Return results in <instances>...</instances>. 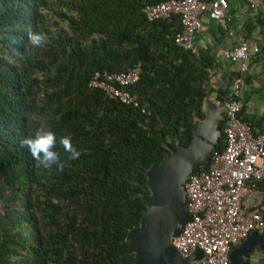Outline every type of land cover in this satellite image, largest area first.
Masks as SVG:
<instances>
[{
	"label": "trees",
	"instance_id": "obj_1",
	"mask_svg": "<svg viewBox=\"0 0 264 264\" xmlns=\"http://www.w3.org/2000/svg\"><path fill=\"white\" fill-rule=\"evenodd\" d=\"M166 1L0 0V264H136L128 235L146 209V173L206 130L211 94L213 60L175 45L178 18L150 23L142 13ZM28 26L43 46L26 47ZM244 28L261 37L249 70L264 59V14ZM137 63L127 90L138 107L89 87L96 72ZM217 109L220 136L202 171L225 147ZM240 117L253 136L264 128ZM38 129L70 135L81 155L67 160L57 145L64 170L37 168L20 141ZM258 210L264 219V197Z\"/></svg>",
	"mask_w": 264,
	"mask_h": 264
},
{
	"label": "built area",
	"instance_id": "obj_2",
	"mask_svg": "<svg viewBox=\"0 0 264 264\" xmlns=\"http://www.w3.org/2000/svg\"><path fill=\"white\" fill-rule=\"evenodd\" d=\"M242 1L251 11L264 7V0ZM228 11L229 0H169L142 9L150 23L177 17L180 31L174 36V43L192 54H197L193 38L202 27L203 15L234 38ZM234 41L224 52V57L236 65L229 92L224 101L214 102L224 115L225 147L213 153L207 170H200L185 181L182 191L190 220L172 239V247L182 258L197 249L202 251L203 258L192 264H230L231 251L252 233H260L264 226L258 210L264 197V188L259 189L264 185V128L253 136L240 117L249 57L258 47L241 39ZM140 73L139 63L122 73L96 72L89 87L124 105L138 107L127 89L139 81Z\"/></svg>",
	"mask_w": 264,
	"mask_h": 264
},
{
	"label": "water",
	"instance_id": "obj_3",
	"mask_svg": "<svg viewBox=\"0 0 264 264\" xmlns=\"http://www.w3.org/2000/svg\"><path fill=\"white\" fill-rule=\"evenodd\" d=\"M214 102L215 98L210 96L204 103L206 130L204 127L195 129L190 148L169 156L146 173L149 194L142 198L146 209L139 227L128 235L129 251L134 253L136 264H192L203 258L199 249L188 258H182L172 247V239L179 236L190 220L182 191L185 181L199 172L211 146L220 136V113ZM255 248L264 251V226L260 233H252L231 251L230 264H250L249 258Z\"/></svg>",
	"mask_w": 264,
	"mask_h": 264
},
{
	"label": "crops",
	"instance_id": "obj_4",
	"mask_svg": "<svg viewBox=\"0 0 264 264\" xmlns=\"http://www.w3.org/2000/svg\"><path fill=\"white\" fill-rule=\"evenodd\" d=\"M264 14V7L251 11L242 0H229L230 26L234 30V38L228 37L225 32L210 21L205 15L201 17L202 27L193 38V45L197 55L210 56L214 67L210 80V96L226 97L236 65L224 57V52L229 50L237 39L247 41L252 46H258L261 41L259 29H252L247 33L244 24L255 25V19ZM264 59L255 63L249 70V78L245 81L242 93V117L249 122L261 121L264 126ZM219 120V118H218ZM254 251L258 254L252 258ZM251 261V262H250ZM250 264H264V251L255 248L249 258Z\"/></svg>",
	"mask_w": 264,
	"mask_h": 264
},
{
	"label": "clouds",
	"instance_id": "obj_5",
	"mask_svg": "<svg viewBox=\"0 0 264 264\" xmlns=\"http://www.w3.org/2000/svg\"><path fill=\"white\" fill-rule=\"evenodd\" d=\"M28 44L26 47L39 48L43 46L45 36L42 32L34 31L31 26L26 29ZM11 43L15 45L17 41L12 39ZM13 54L26 59L25 53L19 51L18 48L12 49ZM21 147L25 148L36 162L37 168L51 170L55 166L59 171H63L65 162L61 161L60 153L56 150L57 145L67 154V160L79 158L81 153L72 143L70 135L57 137L56 133L51 130L38 129L34 134L22 137L20 141Z\"/></svg>",
	"mask_w": 264,
	"mask_h": 264
},
{
	"label": "rangeland",
	"instance_id": "obj_6",
	"mask_svg": "<svg viewBox=\"0 0 264 264\" xmlns=\"http://www.w3.org/2000/svg\"><path fill=\"white\" fill-rule=\"evenodd\" d=\"M258 254V252L257 251H254V253H253V255H252V258L254 257V256H256ZM251 262V261H250Z\"/></svg>",
	"mask_w": 264,
	"mask_h": 264
}]
</instances>
